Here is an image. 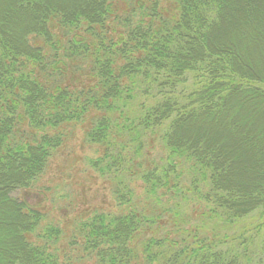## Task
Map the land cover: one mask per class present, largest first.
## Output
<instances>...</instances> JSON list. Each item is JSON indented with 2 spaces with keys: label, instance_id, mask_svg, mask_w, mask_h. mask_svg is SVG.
I'll use <instances>...</instances> for the list:
<instances>
[{
  "label": "trees",
  "instance_id": "16d2710c",
  "mask_svg": "<svg viewBox=\"0 0 264 264\" xmlns=\"http://www.w3.org/2000/svg\"><path fill=\"white\" fill-rule=\"evenodd\" d=\"M8 1L0 264H73L60 255L63 229L17 193L45 174L62 127L83 122L103 151L90 166L121 208L79 223L97 264H264V183L233 186L239 160L224 122L238 103L264 101V77L213 42L226 16L257 0H12L3 14Z\"/></svg>",
  "mask_w": 264,
  "mask_h": 264
},
{
  "label": "rangeland",
  "instance_id": "374dc122",
  "mask_svg": "<svg viewBox=\"0 0 264 264\" xmlns=\"http://www.w3.org/2000/svg\"><path fill=\"white\" fill-rule=\"evenodd\" d=\"M80 1L64 0L69 4ZM11 3L12 0L2 3L3 14L14 8ZM15 16L8 17L11 25L17 24ZM226 17L216 30L213 42L236 47L239 69L250 76L264 77V0L254 1L242 10H233ZM255 101L252 106L239 103L233 106L236 115L224 121L228 124L226 129L239 160L233 186L249 191L264 183V101L260 98ZM233 119V124L249 128L247 139L245 133L230 134L234 128ZM86 129V122L64 125L61 130L66 137L50 159L45 174L31 188L17 193L45 212L49 222L63 229L58 244L60 255L73 264H97L96 259L83 250L79 223L96 212L121 209L112 196L111 183L90 166V160L99 157L103 151L98 145L86 142ZM137 193L141 195L142 189H137Z\"/></svg>",
  "mask_w": 264,
  "mask_h": 264
}]
</instances>
